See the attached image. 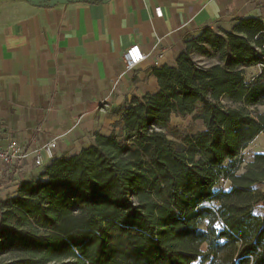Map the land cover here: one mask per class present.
I'll return each mask as SVG.
<instances>
[{
  "label": "trees",
  "instance_id": "trees-1",
  "mask_svg": "<svg viewBox=\"0 0 264 264\" xmlns=\"http://www.w3.org/2000/svg\"><path fill=\"white\" fill-rule=\"evenodd\" d=\"M184 45L152 70L157 92L127 104L122 135L52 159L0 201V264H264V152L236 168L264 136V22ZM172 115L204 130L180 148L155 129Z\"/></svg>",
  "mask_w": 264,
  "mask_h": 264
},
{
  "label": "crops",
  "instance_id": "crops-1",
  "mask_svg": "<svg viewBox=\"0 0 264 264\" xmlns=\"http://www.w3.org/2000/svg\"><path fill=\"white\" fill-rule=\"evenodd\" d=\"M250 18L264 22V0L0 1V145L56 139L53 159L70 158L96 136L122 135L127 104L158 90L153 69L172 66L202 30L230 32ZM132 45L146 59L126 71Z\"/></svg>",
  "mask_w": 264,
  "mask_h": 264
},
{
  "label": "built area",
  "instance_id": "built-area-1",
  "mask_svg": "<svg viewBox=\"0 0 264 264\" xmlns=\"http://www.w3.org/2000/svg\"><path fill=\"white\" fill-rule=\"evenodd\" d=\"M157 57L161 58L162 55L158 54ZM145 59L146 55L141 52L137 45L130 46L122 55L126 71H132ZM56 149V139L38 145L26 143L16 138L6 145H0V187L12 183L14 186H18L20 182L35 175V172L43 169L54 158ZM227 183L223 179L219 180V184L222 186L227 185Z\"/></svg>",
  "mask_w": 264,
  "mask_h": 264
},
{
  "label": "rangeland",
  "instance_id": "rangeland-1",
  "mask_svg": "<svg viewBox=\"0 0 264 264\" xmlns=\"http://www.w3.org/2000/svg\"><path fill=\"white\" fill-rule=\"evenodd\" d=\"M252 69L248 70L246 73V81L249 82L252 77L256 76L258 71L260 72V67L255 66ZM253 111V110H251ZM256 111L260 114L264 112V107H258ZM156 130H160L166 136L175 142L180 148H182V139L185 136L194 137L198 133L202 132L203 125L199 120H194L191 116L184 118L172 117L169 124L165 127L156 126ZM264 152V136H257L240 154V157L237 158L236 168L237 173L244 171L245 165L252 161L253 156L256 153ZM229 162L224 165L225 169H228ZM14 188V184H6L0 187V201H4L12 198L11 191ZM225 188V187H224ZM262 192H264V187H261ZM262 203L258 204L254 208L256 214H262Z\"/></svg>",
  "mask_w": 264,
  "mask_h": 264
},
{
  "label": "water",
  "instance_id": "water-1",
  "mask_svg": "<svg viewBox=\"0 0 264 264\" xmlns=\"http://www.w3.org/2000/svg\"><path fill=\"white\" fill-rule=\"evenodd\" d=\"M6 1H21L35 8H52L58 5H68L73 3H89V4L106 3L108 0H6Z\"/></svg>",
  "mask_w": 264,
  "mask_h": 264
}]
</instances>
